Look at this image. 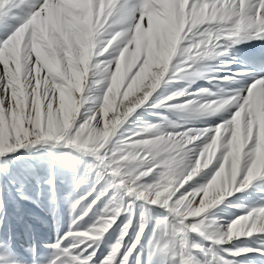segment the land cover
<instances>
[{
  "label": "snow or ice",
  "instance_id": "1",
  "mask_svg": "<svg viewBox=\"0 0 264 264\" xmlns=\"http://www.w3.org/2000/svg\"><path fill=\"white\" fill-rule=\"evenodd\" d=\"M253 41L264 0H0V225L19 200L39 203L24 150L66 147L57 158L81 171L79 214L47 256L29 249L32 264L264 257V45ZM240 45L251 47L238 58ZM144 107L156 121L126 128ZM46 183L55 203L54 165ZM249 190L250 203L229 205L239 215L213 214ZM0 264H23L6 233Z\"/></svg>",
  "mask_w": 264,
  "mask_h": 264
},
{
  "label": "bare ground",
  "instance_id": "2",
  "mask_svg": "<svg viewBox=\"0 0 264 264\" xmlns=\"http://www.w3.org/2000/svg\"><path fill=\"white\" fill-rule=\"evenodd\" d=\"M262 45H264V43L258 46ZM250 47L251 46L248 45L244 51L237 53L238 58L245 56ZM198 84L200 87H208V84L203 80L198 81ZM195 86L196 85H193V87ZM153 111L155 110L144 107L137 110L132 118L137 116V114L150 115ZM72 186L73 185L70 183L61 184L59 190L55 191V202H57L58 199H61L65 206L61 202H57L58 205H55L51 201L50 186L39 184L37 187L33 183V195L38 199L39 203L31 202L32 206H30V209H26L24 203L19 200V203L15 205L16 209L10 207L12 208V210H9L11 219L9 223L0 225V237H3L5 233L11 237L13 246L23 261V264H32V254L29 249L33 245H35L37 256H47L51 251L48 246L56 242L58 234L63 235L68 231L74 215L79 214V210L74 212L71 208V199H68L69 204H66V197H71L72 193L76 191ZM37 193H39L38 196L36 195ZM260 195H264V193H261ZM253 199L254 196L251 194V190L240 192L234 197L226 198L225 201L221 203L220 207L231 208L236 215H239L241 210L230 207V203H250ZM64 211H67L68 214L63 216V218L58 216L59 213L63 214ZM89 216H92V213H89ZM94 218L95 217H92V219ZM85 220H88V217H85ZM228 220L229 219H225L224 222ZM89 223H91V220H89ZM243 242L244 245L256 246L253 240H243ZM108 244V240L104 239V243L101 245L103 251H106ZM240 258L249 264H264V257L255 253H249L246 257L242 256Z\"/></svg>",
  "mask_w": 264,
  "mask_h": 264
},
{
  "label": "rangeland",
  "instance_id": "3",
  "mask_svg": "<svg viewBox=\"0 0 264 264\" xmlns=\"http://www.w3.org/2000/svg\"><path fill=\"white\" fill-rule=\"evenodd\" d=\"M156 119L157 118L154 115H152V113H150V115L137 114V116L133 117L131 122L126 124L125 127L131 129V128H134L135 126H137L143 120H149V121L155 122ZM24 151L25 152L23 153V159L21 160V163H28V164L32 165V172H33L34 176H39L41 179L40 184L48 185L46 183V180L49 176V167L51 165H54L55 166V172H56L55 191L59 190V187L61 184H67V183L72 184L73 185L72 187L75 188L72 177L73 176L79 177V175L81 174V171L77 170V169H71V168L65 167L66 162L63 159L57 158V155H56L57 152H55V151L51 152L48 148H45V147H39V148L33 149L31 151H28V150H24ZM18 155H19V153H18ZM81 168H82V166H81ZM48 186H50V185H48ZM50 188H51V186H50ZM50 188H49V190H50ZM33 189H34V187H33ZM29 190L33 194L32 185L29 186ZM85 190H87V185L86 184L80 185V188L78 191L80 193H82ZM68 199H70V197H66V204H69ZM21 201L24 203L26 209H30V206H32L31 200H21ZM57 202L58 203L61 202L65 206L64 202H62L61 199H58ZM57 202H55L54 204L58 205ZM54 204H53V206H54ZM10 207H13V209H16L15 205L10 206ZM9 210H12V208H9ZM212 211H213V214L216 217L220 218L222 221H224L225 219L230 220L231 217L236 215V213L233 212V210L231 208H227V207L224 208L222 206L221 207L219 206L218 210H212ZM12 212H14V211H12ZM67 214H68V212L64 211L63 214L59 213L58 216L63 218V216H65ZM119 223H120V221H117V224H119ZM113 229H116V225H113ZM117 232H118V230L117 231L110 230V233L105 236V239L108 240L109 244L115 239ZM237 243L238 244L242 243L241 245H244L243 240H241V241L238 240ZM106 250H107V248H106ZM238 259L242 260L240 257H238ZM247 264H249V263L247 262Z\"/></svg>",
  "mask_w": 264,
  "mask_h": 264
}]
</instances>
